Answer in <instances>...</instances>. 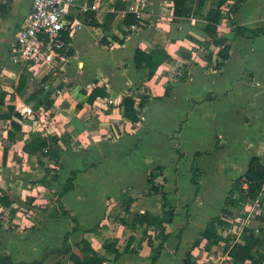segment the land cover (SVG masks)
Masks as SVG:
<instances>
[{
	"label": "crops",
	"instance_id": "1",
	"mask_svg": "<svg viewBox=\"0 0 264 264\" xmlns=\"http://www.w3.org/2000/svg\"><path fill=\"white\" fill-rule=\"evenodd\" d=\"M114 1L77 0L71 13L90 7L96 19L103 23ZM122 1H126L127 7L116 11L106 29L84 21L82 29L71 38L72 54L61 63L62 73L58 74L60 95L56 94V89L45 90L38 100L30 99L34 92L24 99L23 92L16 89L10 92V87L5 89V101L0 104L3 127L0 129V187L13 200L8 207L0 205V213L4 215V219L0 217V249L5 252L9 248L17 254L21 252L16 249L20 245L23 251L25 246L35 245L37 249L24 254L26 258L34 257L49 244L58 242L50 239L46 244L45 229L39 230V239L32 236L20 244L17 234L6 231L10 220L5 221V217L14 210V221L20 225L16 230L28 227L34 217L23 216L22 224L20 216L26 201L33 206L43 205L52 196L51 188L59 197L67 180L75 173L74 187L61 197L60 217L54 219L71 221L68 243L74 245L86 239L103 254V243L117 240L121 251L128 245L136 252H128L119 260H108L105 264H150L152 247L144 232L154 239L156 229L148 224L132 228L130 224L136 213L161 212L162 196L150 195L147 181L148 174L161 166L167 178L164 190L176 208V217L167 225L169 238L157 264H184L189 251L193 259L198 255L210 258L212 253L206 252L207 241L201 234L220 212L233 182L248 170L252 158H259L264 168V34L254 39L236 36L231 20L223 18L218 31L219 35L229 38L231 50L229 59L217 71L203 59L195 41L209 39L205 33L204 13H194L198 0L190 4L193 13L186 18L174 15L172 0H147L143 24L136 29L130 28L132 24L124 25L123 20L130 4L137 0ZM32 5L33 0H12L10 12L0 25V32L5 27L9 31L0 60L8 53L17 29L25 24ZM209 7L210 1L205 4L204 12ZM234 20L248 28H264V0H246ZM103 37L106 44L101 43ZM210 48L218 51L213 45ZM137 49L146 53L153 49L164 50L171 58L151 77L149 67H137ZM180 76L186 79L179 81ZM96 88L102 89L106 96H98L90 102ZM47 92H50L49 105L44 101L36 107V101H41ZM127 96L133 97L136 108L142 100L146 102L139 122L124 116L122 101ZM8 106L14 107V114H20L12 117L21 125L14 142L8 140L11 120L1 117L8 114ZM26 106H32L33 115L23 114ZM175 118L168 126V120ZM35 132L59 138V161L50 159L41 165L38 157L23 150L25 141ZM154 140H165L173 146L172 178L167 165L157 159L156 150L151 148L155 152L148 154L152 142L156 143ZM5 147L8 153L3 163ZM177 148L182 153L180 160ZM148 155H154L155 159L147 160ZM194 162L201 171L199 186L192 182ZM182 165H185L188 188L181 204L184 217L179 221L180 212L172 197H180L185 191L179 183ZM45 175L48 176L46 183L34 182ZM135 180L139 181L136 186L133 185ZM92 199L98 200L95 206ZM261 199L264 201V193ZM26 210L33 212L30 208ZM63 210L68 214H63ZM243 210L244 207L233 209L235 217L242 215ZM54 222L47 224L52 226ZM247 226L255 229L264 242V222L260 218L251 219ZM106 230L110 234L107 237ZM171 239H176L173 249L169 248ZM198 239L200 243L193 247ZM33 240L39 243H27ZM154 244L158 245L159 240L154 239ZM228 264L235 263L231 259Z\"/></svg>",
	"mask_w": 264,
	"mask_h": 264
},
{
	"label": "trees",
	"instance_id": "2",
	"mask_svg": "<svg viewBox=\"0 0 264 264\" xmlns=\"http://www.w3.org/2000/svg\"><path fill=\"white\" fill-rule=\"evenodd\" d=\"M173 1V13L176 17H190L193 13V7L191 6L195 0H172ZM210 1V7L204 12L205 4ZM246 0H235L230 2V0H198L197 8L194 11L196 14L204 13L206 20L205 33L209 36V39L206 41L195 40L196 43L201 48V55L203 59L212 64L214 70L220 71L225 62L230 57L231 50V41L229 38L219 35L218 26L223 18H229L231 20V26L236 36L247 37L254 39L260 35L264 34V28H248L242 26L235 22L234 15L243 5ZM191 4V5H190ZM126 1L116 0L113 2L112 11L108 12L105 15L103 23H100L95 16V12L88 10L85 13L81 14L80 17L83 21H87L88 24L96 27H102L106 29L111 20L116 16V11L120 9H125L127 6ZM92 6V5H91ZM10 12V5L0 6V17L5 18ZM136 24L137 19L135 14L128 12L123 20V24L130 26L131 24ZM102 44H106V37L101 39ZM211 45L218 48V51L215 52L210 47ZM68 55L72 54V49H69L67 52ZM170 55L164 50L153 49L150 53H146L141 49H137L135 52V63L137 67H149L150 76L152 77L155 74L157 68L163 64L165 61L170 59ZM26 71V70H23ZM186 79V76H180L179 81ZM27 74L24 72L21 73L19 78V83L16 87V91L19 93L23 92L24 88L27 85ZM45 81V79H44ZM43 82V81H42ZM169 88H167L166 95L169 93ZM44 89L36 90L31 96L30 99L38 100L39 97L43 94ZM50 92L44 95L43 99L36 101V107H39L41 103L46 101L49 105L48 96ZM5 92L0 93V104L2 105L5 101ZM98 96H106V93L102 89H94L90 95L89 101L92 102ZM122 104L124 106V116L126 119L131 120L132 122H139L141 120V113L146 106V102L143 100L139 102L138 107H135V100L131 96H127L123 99ZM8 114H3V118L11 120V127L8 131V140L10 142L15 141L16 134L21 131V125L12 119L14 114V107L8 106ZM14 115L19 116V113ZM58 141L57 136H44L40 133H33L29 140L25 141L23 145V150L30 154L38 157L39 164L44 165L46 160L53 159L59 161L58 156ZM179 160L182 157V153L177 148L176 149ZM8 148H4L3 153V163H6L7 160ZM200 153H198L199 155ZM259 158H252L248 170L238 177L232 184L231 189L228 192V195L225 200L224 206L221 208L220 212L211 219L207 224L205 230L201 234L202 238L207 241L206 248L208 250L212 249L213 246L219 243L223 238L222 231L228 226V219L235 216L233 209L241 210L244 205L252 200L258 199L264 193V171L260 172L254 168V163L258 162ZM193 178L192 182L199 186L198 178L200 175V170L197 168L196 163H193L192 166ZM74 175L67 180L65 189L60 193L58 200L60 201L61 197L71 191L74 187ZM48 181V176L45 175L40 180L35 181L46 183ZM149 185V194L156 195L159 194L162 196V209L159 214H152L149 211L143 213H136L134 219L130 224L132 228H135L137 225L148 224L153 226L155 231V238L159 240V244L155 246L154 239L151 235L147 234V231L144 232V237L147 239L149 246L152 247V256L150 264H157L162 251L165 248L166 242L169 238L167 232V225L172 223L176 217V208L173 206L167 197V193L164 188L166 185L167 178L164 175L163 168L161 166L155 167L147 177ZM13 200L10 194L6 190L0 187V205L8 207L12 205ZM127 211L129 207L125 208ZM63 214H68L67 211L63 210ZM0 219V227L2 226ZM124 224H127L125 220H122ZM73 229V231H75ZM70 232H67L63 241V247L67 250L65 253L68 254V259L71 264H105L108 260L117 261L124 254L128 252H136L130 246H126L124 250H120L117 247V240H106L103 243V248L105 253H100L93 248V246L86 240L82 239L79 243L71 246L68 243ZM181 232L179 233L180 236ZM200 240L198 239L193 247L198 245ZM229 257L233 260L235 264H264V242L259 238L255 229L245 228L242 235V242H236L228 250ZM10 257L0 258V264H4L6 260ZM230 259V260H231ZM33 264H39L37 262ZM184 264H197L195 259H193L191 251L186 254Z\"/></svg>",
	"mask_w": 264,
	"mask_h": 264
},
{
	"label": "built area",
	"instance_id": "3",
	"mask_svg": "<svg viewBox=\"0 0 264 264\" xmlns=\"http://www.w3.org/2000/svg\"><path fill=\"white\" fill-rule=\"evenodd\" d=\"M12 6V0H0V6ZM147 5V0H137L132 2L128 12L135 14L137 24H132L131 29H136L143 24V11ZM77 6V0H33L31 12L25 22L17 29L14 43L12 44L11 61L20 69L26 70L40 82L43 81L44 88L49 87V79L54 78L56 69L61 63H65L68 58V50L71 46V38L77 31L82 29L84 21L81 14L90 7H84L80 13L72 14L71 10ZM4 18L0 17V25ZM45 79V81H44ZM57 95L62 93L60 88L55 90ZM24 115H33L32 106H26L22 110ZM264 206L261 196L258 199L247 202L244 205L243 214L228 219V226L222 231L223 238L218 244L212 247L211 252L221 253V264L231 258L228 250L236 242H242V235L251 219L260 218ZM220 248V249H219ZM204 248H202L203 250ZM209 251V252H208ZM200 257L195 259L197 264H211L207 259Z\"/></svg>",
	"mask_w": 264,
	"mask_h": 264
},
{
	"label": "rangeland",
	"instance_id": "4",
	"mask_svg": "<svg viewBox=\"0 0 264 264\" xmlns=\"http://www.w3.org/2000/svg\"><path fill=\"white\" fill-rule=\"evenodd\" d=\"M241 17V16H240ZM263 21V17L262 20ZM9 31L7 30V27H5L3 29V31L0 32V57L4 56V49H5V42H8L7 37L9 38ZM14 43V42H13ZM12 43V44H13ZM12 47V45H11ZM11 47L10 49H8V53L5 54L4 59L0 60V93L1 92H5V89H10V92H14V90L16 89V85H18L19 83V78L21 73L25 72L27 74V85L26 87L23 89V94L21 95L22 98L26 99L28 97L29 94H31L32 92H35L36 90H40L41 87H43L42 83H40L39 79L34 77L32 74H30L27 71H23L20 70L12 61H11V56L14 54L13 51H11ZM61 68V64L60 66H58L56 72H57V76L53 79L50 78L49 79V87L48 88H44L45 90H49V91H54L57 87V84L60 82L58 81V78H60V76L58 75L59 73H62V71L60 70ZM11 86H14V88H11ZM178 107L180 109H182V106ZM176 120H168V126H170V124L174 123ZM2 122L0 121V129L3 127L1 126ZM152 145L150 146V148H148V154H154L153 152L155 151H151V148H154V150H156L155 155L157 156V159L161 160L162 162H164L167 167V171L169 174V177L172 178L173 176V164L171 159L173 158V154H174V149L172 144H170V142H165V140H154ZM159 145V147H157ZM157 148V149H155ZM154 155H148L147 156V160H152L155 159L153 157ZM57 174V172H56ZM56 176V175H55ZM35 182V181H34ZM139 181L135 180V183L133 184L134 186L138 185ZM179 183L180 186L182 188H184V193L182 196L178 197H172V200L175 201L174 203L178 206V210L180 212L179 215V221H181L180 219H182L184 217V214L182 213L183 207H182V203L184 202L185 198H186V190L188 188V181H187V176H186V172H185V165H182V169H181V174L179 177ZM51 184V183H50ZM51 194L47 199V202H45L43 205L41 206H33L31 204V202L26 201V205L25 207L27 209H31L33 212H29L28 210L25 209H21V217H22V224H24L23 221V216L24 218L28 219V217H34L33 222H30L28 224H30L28 227L25 228H21L19 230H16L18 227H20V225H16L15 223V213L14 210H12L7 217H5V221H9L10 220V224L8 225V229L6 231H9L11 233H15L18 235V240L21 244V242H24L26 239H30L32 236L34 237H38V239L40 238V232L44 231L45 229V243L49 244L48 242L51 241L53 242L58 240L57 243H54L55 245L49 244L47 247H45L43 252L38 253V255L34 256V257H28L26 258L24 256V254H26L27 251L32 250L33 249H37L35 245H29V246H25L24 247V251H23V247L20 245L19 248H16L18 250V252L15 254L11 249L9 250V248H7L8 251H4V249H0V258L3 257H10L11 261L15 264H19V263H23V262H32L34 260H38L41 259L43 256L47 255L52 249L54 248H64L63 247V239H64V235L65 233L69 230V223L71 222L69 219L65 218L64 220H54L55 218H59V214H60V210L62 209L61 204L59 203L58 197H57V193H53V188H51ZM16 198H19V196ZM93 205L95 206V201L98 203V200H91ZM101 203V201H100ZM20 208V207H19ZM98 208V207H97ZM59 209V210H58ZM126 210V209H125ZM42 214H46V215H42ZM243 214V213H242ZM0 217H2V219H4V215L2 213H0ZM9 218V219H8ZM25 220V219H24ZM255 220H259V218H255ZM19 221V222H21ZM54 222V225L52 226H48V222ZM59 221V222H58ZM99 226V225H98ZM43 227V228H42ZM97 227V226H96ZM42 228V229H41ZM97 230V228L95 229ZM110 234L108 233V231L106 230V237L109 236ZM22 240V241H21ZM175 240L176 239H171L170 243H169V248L173 249V246L175 244ZM27 243L29 244H38L39 242L33 240L32 242L28 241ZM51 243V242H50ZM71 244V243H70ZM0 245H1V241H0ZM75 245V244H74ZM71 245V246H74ZM17 246V245H16ZM1 247V246H0ZM5 253H3V252ZM9 254V255H7ZM12 255L14 258H12ZM221 253H214V256L211 255L210 259L211 261H209V263L211 264H215L216 262H220L221 261ZM146 261H143L142 263H146ZM226 261H223L221 264H225ZM39 264H71V262L68 259V254L66 253H61V252H56V253H52L50 255H48L45 260ZM114 264V263H111Z\"/></svg>",
	"mask_w": 264,
	"mask_h": 264
},
{
	"label": "water",
	"instance_id": "5",
	"mask_svg": "<svg viewBox=\"0 0 264 264\" xmlns=\"http://www.w3.org/2000/svg\"><path fill=\"white\" fill-rule=\"evenodd\" d=\"M254 168L257 169V170L260 171V172H263V171H264V168H263V166H262V164H261L260 162H255V163H254ZM260 219L264 222V206H263L262 213H261V215H260ZM66 251H67V250H66L65 248H54V249H52L47 255L43 256L41 259L34 260V261H32V262H23L22 264H33V263H35V262H37V263H41V262H43V261L45 260V258H46L48 255H50V254H52V253H56V252L65 253ZM4 264H15V263H13L10 259H8V260H6V261L4 262ZM19 264H21V263H19Z\"/></svg>",
	"mask_w": 264,
	"mask_h": 264
}]
</instances>
